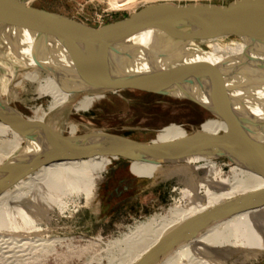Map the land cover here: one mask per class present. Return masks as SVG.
<instances>
[{"label":"water","instance_id":"water-1","mask_svg":"<svg viewBox=\"0 0 264 264\" xmlns=\"http://www.w3.org/2000/svg\"><path fill=\"white\" fill-rule=\"evenodd\" d=\"M0 28L6 34L1 35L5 48L23 65L44 69L80 93L127 90L186 100L224 129L216 135L200 130L169 142H141L95 131L65 136L46 126L30 127L0 93V120L23 141L22 151L0 165V195L47 162L91 158L125 161L130 167L228 158L235 163L250 161L264 173V116L250 109L257 100L253 88L245 92V87L229 88L224 79L258 75L250 84L264 86V60H226L195 73L189 65L164 66L154 58L163 59V52L174 44L194 41L198 34L213 30L233 35L245 32L264 45V0H235L227 6L151 4L101 27L30 7L21 0H0ZM25 34L29 44L22 41ZM143 34H148L146 43L139 38ZM26 49L29 57L24 59ZM262 207L264 189L217 204L171 227L135 264H159L207 229Z\"/></svg>","mask_w":264,"mask_h":264},{"label":"rangeland","instance_id":"rangeland-1","mask_svg":"<svg viewBox=\"0 0 264 264\" xmlns=\"http://www.w3.org/2000/svg\"><path fill=\"white\" fill-rule=\"evenodd\" d=\"M21 1L30 7L95 27L76 14L78 5L87 1L84 5L86 13L93 9H110L112 12L107 24L126 18L151 4L166 2L175 5L227 6L235 0ZM111 2L125 3L126 6L112 9ZM229 42L230 39L224 43ZM4 44L5 41L0 38V73H6L11 68L13 72L6 86L13 98L6 101L26 118V123L32 128L46 112L45 124L57 134L65 136L95 131L141 142H169L200 130L212 135L224 130L218 120L204 111L197 109L199 113L196 114L194 106L186 100L138 91L106 92L102 98L82 100L81 110H76L73 102L47 111L49 101L57 100L61 95L39 94L36 85L29 82L14 87V82L27 66L9 53ZM198 46L206 49L204 44ZM13 59L19 65H13ZM37 109V116H34ZM8 138L0 137V140ZM78 162L87 165L85 171L76 178H67L60 189L50 193L43 215L30 227L23 226L24 233L0 228V254L12 264H123L126 238L144 223L168 217L173 208L185 205L193 196L216 193L221 187L244 182L254 177L257 169L250 161L235 163L234 159L228 158L216 159L212 163L154 168L135 164L130 167L125 161L102 158ZM112 175L125 181L118 186L113 199L125 189L128 191L120 202H113L110 208L103 202L107 197L103 188ZM211 182L214 184L208 186ZM261 182L264 183V178ZM11 237L41 239L51 244L16 252L18 245L13 244ZM188 257L187 254L176 255L170 264H184ZM0 264H3L2 260ZM211 264H264V221L251 222L223 234L214 246Z\"/></svg>","mask_w":264,"mask_h":264},{"label":"bare ground","instance_id":"bare-ground-1","mask_svg":"<svg viewBox=\"0 0 264 264\" xmlns=\"http://www.w3.org/2000/svg\"><path fill=\"white\" fill-rule=\"evenodd\" d=\"M124 5L126 6L125 3H110L112 9H118ZM1 35L6 37L2 28H0V38L2 39ZM139 38L142 42L146 43L149 37L148 34H143L140 35ZM229 39V44H225L224 42ZM22 41H26L28 44L31 42L26 34L24 38H22ZM201 44L205 45V50H202L198 46ZM28 51L29 50L26 49V51L22 52L24 59L29 57ZM163 53V59L154 56L159 64L164 66L186 64L193 68L192 70H195V73H203L207 72L212 66L226 60H238L242 63L252 60H264V45L255 40L252 35H248L245 32L233 35L228 34V32L219 33L218 30H213L198 34L197 39L194 41L174 44ZM12 61L13 65L14 63L19 65L16 59ZM5 72L6 73L3 74L0 73V93L4 95L6 101L13 98L12 95L10 96L8 94L6 88L8 81L11 80L13 75L12 68ZM257 76L252 77V75L248 76L247 74L245 76L230 75L226 76L224 79L229 88L245 87V89H242L244 92L246 88H253L252 90L257 100L254 101L255 105L251 106L250 109L252 113L262 117L264 116V86L252 87L251 85L253 84L251 81ZM24 82L36 85L39 94L46 93L49 96L61 95L57 100L53 99L49 101L47 111H53L60 106L71 105L73 102H75V109L81 110L83 104L81 102L82 100L102 98V95L104 96V93L98 91L80 93L74 89V86H67L66 83L59 80V78L57 79L44 69L34 67L27 66L26 71L20 74L14 82V87L20 86ZM236 93L237 95L241 94L240 91ZM38 111L39 109H37L35 115H33L37 116ZM45 115L46 112L43 114V119L39 121L34 128L43 126L48 127V125L45 124ZM0 137H9L6 140H0L1 165L7 159L11 158L13 154L22 150L23 141L13 128H10L2 120H0ZM201 162L212 163L213 161L204 160ZM201 162L191 161L186 164L193 165L200 164ZM135 165L147 166L150 168L156 166L140 163ZM86 166L87 165L79 163L78 161L47 162L37 171L21 179L11 189L0 195V228L24 233L25 230L22 229L23 226L30 227L34 221L39 220L43 215L50 193L54 192L56 189H60L61 183L67 178L73 179L82 174ZM263 178L264 173L256 169V175L244 182L234 183L230 187H221L216 193L193 196L185 205L173 208L168 217H162L144 223L143 226L126 238L123 244V264H135L141 259L144 253L158 242L157 240L165 232L170 230L171 227L187 220V218L201 214L203 211L217 204L232 200L234 197L251 191L264 189V183L261 182ZM213 184V182L208 183V186H212ZM255 221H264V207L234 215L232 218L218 223V225L207 229L198 237L192 239V241L187 242V244L176 248L169 257L159 264H170L175 260L176 255L180 254H187L189 256L184 264H211L214 258V246L218 243L219 238L223 234L233 232L235 229ZM11 239L13 240V244L18 245V250H16V252H22L24 250L29 251L31 247H46L51 244L41 239L33 240L32 238L27 239L23 237L19 239L11 237ZM0 260H2L3 264H12L11 261L7 260V258L1 254Z\"/></svg>","mask_w":264,"mask_h":264},{"label":"built area","instance_id":"built-area-1","mask_svg":"<svg viewBox=\"0 0 264 264\" xmlns=\"http://www.w3.org/2000/svg\"><path fill=\"white\" fill-rule=\"evenodd\" d=\"M90 3L93 2V0H88ZM87 4V1L82 5H78L77 9V15L80 17V19L84 20L85 23L93 24L95 27H101L108 21V18L112 11L110 9H93L92 12H85L84 5Z\"/></svg>","mask_w":264,"mask_h":264},{"label":"flooded vegetation","instance_id":"flooded-vegetation-1","mask_svg":"<svg viewBox=\"0 0 264 264\" xmlns=\"http://www.w3.org/2000/svg\"><path fill=\"white\" fill-rule=\"evenodd\" d=\"M192 106H194V105L192 104ZM197 109L198 108L196 106H194V112L196 114L199 113V111ZM110 179L111 180L108 182L107 186L103 188V192H105V195L108 197V198L106 197L103 200V202L106 204V206L109 205L110 208H112V206H113V204L115 202H120L121 201V198L123 197V194H125V192H127L128 190L125 189L124 192L122 191L121 194H119L115 199H113L114 196H115L114 194L118 191V186L122 185L125 181H124V179H121V180L119 178L117 179V177L115 175H112L110 177Z\"/></svg>","mask_w":264,"mask_h":264},{"label":"trees","instance_id":"trees-1","mask_svg":"<svg viewBox=\"0 0 264 264\" xmlns=\"http://www.w3.org/2000/svg\"><path fill=\"white\" fill-rule=\"evenodd\" d=\"M118 161H120V160H118ZM122 162V161H121Z\"/></svg>","mask_w":264,"mask_h":264}]
</instances>
